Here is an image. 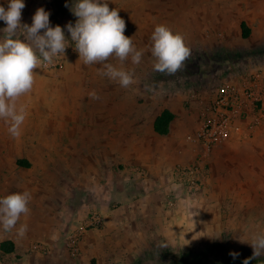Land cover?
I'll return each mask as SVG.
<instances>
[{
  "label": "rangeland",
  "instance_id": "374dc122",
  "mask_svg": "<svg viewBox=\"0 0 264 264\" xmlns=\"http://www.w3.org/2000/svg\"><path fill=\"white\" fill-rule=\"evenodd\" d=\"M212 1L107 0L109 8H116L126 22L124 34L132 38L138 50H143L140 64L144 66L145 75L141 77L142 72L138 70V65L132 64L131 57L123 63L118 58L111 57L107 63L124 70H128L127 66L130 65L129 70H134L136 82L139 81V85L143 84L145 87V89L141 87L147 92L144 97H148V94L151 97L155 93L161 98H168L171 95L184 110L191 113L197 110L200 113V103L208 102L212 98L225 77L224 72L238 73L240 79L250 74L253 68L264 66V12L234 13L232 5H228L234 0H223L226 5L224 13H201V9L207 10ZM242 1L250 5L256 0ZM75 3L76 0H48L47 8H44L49 13L50 26L60 25L69 43L73 42L70 40L67 25L76 23L77 17L71 10ZM219 16L220 21L225 24L224 33L228 45L212 44V40H218V35L212 36L209 28L204 27L209 22L216 23ZM242 20L253 26L255 35L252 38L241 36L238 39L237 35L235 37L234 30H238ZM159 24L167 25L174 32L181 33L191 50L185 68L174 76L153 70L155 58L151 55L150 37L155 26ZM212 32L217 31L212 30ZM203 33L206 39L201 43ZM69 46L65 50V61L69 58L67 66L65 67V63L60 69L39 68L35 73V83L31 92L17 101L18 107L22 106L26 111V120L22 125V134L15 137V150L23 148L30 140L34 155V150L40 143L47 144L49 153L46 157L49 161V169L45 175L41 174L43 172L40 169L45 157L32 156L30 157L33 162L31 177L33 183L39 181L38 177L41 180V183L39 182L41 209L47 218L45 230L59 232L53 239L56 247L53 243L51 246L43 244L40 237H32L27 241L28 243L23 246V256L31 264L55 262L68 264L78 257H72L66 247L67 231L77 221L73 219L74 212H70L76 206L73 205L71 177L66 176L67 172L70 174L72 170L70 162H65L63 166L64 184L57 173L62 164L58 163L59 158H57L59 156L57 153L60 152L55 150L57 145L62 144L59 140L61 136H123L125 130V124L119 122V118L125 113L123 105L117 106V115L111 117L112 123L101 122L93 125L91 121L94 113H97V116L103 113V102L107 95L112 96L113 105L123 103L121 87L101 75L103 65H85L79 59L78 52L72 54L67 51ZM110 85L112 93H104ZM93 90L98 93L100 99L93 101L89 98L88 93ZM125 92L126 103L131 101V97H136V94H131L128 89H125ZM192 92L198 94L197 101L190 98ZM143 100V97H139V101ZM95 103L96 109L93 108ZM148 107L145 110L151 111L153 115L152 104ZM146 117L148 118V115ZM8 126L4 121H0V144L5 145L0 147V157L5 159L9 153L6 145L12 142L9 141L11 135ZM197 128L186 132V141L187 136L195 133ZM256 131L250 136L239 139L234 145L227 144L223 158L216 160L214 166L208 159L207 178L213 168L215 171L212 173L217 175V178L210 190H202L203 192L196 195L206 196L208 200L203 207H200L199 212V217L205 225L204 229L206 231L207 227L209 229L201 240L184 246L181 241H175L164 234V222H161L162 231L159 234L156 232L153 234V228L147 230L137 227L135 222L130 229H125V253L119 254L123 261L120 264H245V261L248 264H264V253L254 257L253 248L248 243L254 236L264 234V127ZM65 143L69 142L65 141ZM23 159L24 157L19 160L26 161V158ZM10 160L13 161V157ZM36 207L33 205V208ZM64 211L70 216V220L61 229L56 225ZM158 223L151 222L156 225ZM140 234L142 235L138 236ZM34 243L44 245L46 251L30 250V246ZM164 243L168 247L161 248L160 245ZM17 257L20 255L3 260H16Z\"/></svg>",
  "mask_w": 264,
  "mask_h": 264
},
{
  "label": "crops",
  "instance_id": "0c3cea01",
  "mask_svg": "<svg viewBox=\"0 0 264 264\" xmlns=\"http://www.w3.org/2000/svg\"><path fill=\"white\" fill-rule=\"evenodd\" d=\"M24 3L25 8L22 9L21 22L31 25L36 10L41 7L47 8L48 0H24ZM0 5L7 8L8 0H0ZM228 5H232L234 13L264 12V0L253 1L250 5L243 3L242 0H234L232 4ZM225 9L226 5L223 0H213L207 10L201 9V13L220 14L224 13ZM244 22L250 30L248 37L252 38L255 35L254 28L249 22L245 20ZM224 25L219 16L216 23L209 22L204 26L206 29L209 28L212 36L217 37L218 35V40H212V44L228 45ZM5 27V22L0 20V29ZM212 30L217 32L213 33ZM234 31L235 37L237 35L240 39L242 36L241 22L238 30ZM204 35L203 33L201 43L205 42ZM0 39H3L2 32H0ZM68 59L65 61V67ZM138 67V70L142 72L141 77H143L145 75L143 64L139 63ZM127 69H130V65L127 66ZM229 72H224L223 80L238 79V73L231 74ZM138 75L140 80V74ZM136 83L127 88L131 94H136V97H131V101L126 103L125 88H121L123 103L113 105L112 96L107 95V106L106 98H104L103 113L98 116L97 113H94L91 121L93 125L101 122L103 124L112 123L111 117L117 115V106L123 105L125 115L122 113L123 117L119 118V122H123L122 125L125 124L123 136H61L62 138L59 140L62 144L56 146L55 152H60L57 153L59 154L57 156L58 163L62 164L57 173H59L63 184L64 163L70 162L72 165L71 173L67 172L66 176L71 177L73 205H76L74 210L70 211L74 212L73 219L78 222L93 210H99L104 218L100 227L91 228L83 234L77 259L68 262V264H120L123 261L119 254L125 253V229H130L135 222L137 227L142 229L153 228V234L161 233V222H164V234L175 241H181L184 246L201 240L204 233L209 231L208 227L207 231L204 229L205 225L199 217L200 207L206 204L207 197L179 193L173 182L175 166L178 163H190L196 157L197 151L195 150L197 148L195 144L185 140V134L190 129L197 128L200 115L197 110L196 113L184 110L176 98L171 95L168 98H161L155 93L151 97L149 94L148 97H144V94L147 93L144 90L145 87L141 82L139 85V81ZM108 88V90H104V93H112L111 85ZM139 97H143L144 100L139 101ZM150 104L154 109L152 110L153 115H151V111L145 110ZM93 108L96 109V103ZM165 108L169 109L174 117L170 122L169 132L159 134L155 131L153 123ZM256 132L234 137L228 142L213 147L209 156L212 165H215L216 160L223 158L227 144L234 145L239 139ZM11 140L12 142L6 145V149L9 151L8 157L6 159L0 157V198L13 192L28 191L32 194L29 204L31 211L27 217L22 216L16 228L11 231L5 232L0 226V244L4 240L13 242L12 251L3 252L0 247V264H31L23 256V246L28 243L27 241L32 237H40L43 244L51 246L53 243L55 246L53 239L59 234L57 231L45 230L47 218L41 209L42 201L39 191L41 180L38 177L39 181L33 183L31 177L33 162L30 157L37 155L45 157L44 164L40 169L43 172L41 174L45 175L49 169V161L46 157L49 152L47 144L40 143L33 155L30 140L25 143L23 148L15 150L16 138L11 136L9 141ZM65 141L69 143H65ZM0 147H5V145L0 144ZM10 154L12 155L10 156ZM12 157L13 161L10 160ZM22 157L26 158V161L24 159L22 161L24 163L17 161ZM214 171L215 168L212 169V172ZM212 172L205 180L203 191L205 189L208 191L214 186L217 175ZM169 195H172L175 201L171 207L167 204ZM33 205L37 207L33 208ZM67 208L69 212V207ZM160 212L163 214L161 215ZM69 220L70 216L64 211L58 218L59 222L56 227L62 229ZM151 222L159 223L156 225ZM24 223L27 224V232L20 236L17 234V229ZM17 255L20 257H17L16 260H3L8 257L16 258Z\"/></svg>",
  "mask_w": 264,
  "mask_h": 264
},
{
  "label": "clouds",
  "instance_id": "9594fccd",
  "mask_svg": "<svg viewBox=\"0 0 264 264\" xmlns=\"http://www.w3.org/2000/svg\"><path fill=\"white\" fill-rule=\"evenodd\" d=\"M24 8V0H8L7 8L0 5V20L6 24L0 29L3 33V39H0V121L9 125L8 132L13 138L22 134L26 120V111L22 106L18 107L17 101L31 92L36 71L45 63L50 65L55 58L64 57L71 44L60 25L50 26L49 13L42 7L36 10L31 25L22 23ZM71 10L77 20L75 25L69 23L67 30L79 59L85 65H103L101 75L121 88L135 84L134 70L107 63L111 57L118 58L121 63L131 57L132 64L138 65L143 57V50H138L132 38L124 34L126 22L118 10L110 9L107 0H76ZM150 39L155 72L174 76L185 68L191 50L181 33L159 24ZM88 95L90 99H100L95 90ZM31 199L32 194L28 191L13 192L0 198V226L5 232L16 228L22 216L30 215ZM26 232V223L17 229L20 236ZM248 243L254 257L264 253V234L254 236ZM160 247L168 245L164 243Z\"/></svg>",
  "mask_w": 264,
  "mask_h": 264
},
{
  "label": "built area",
  "instance_id": "2783aa9c",
  "mask_svg": "<svg viewBox=\"0 0 264 264\" xmlns=\"http://www.w3.org/2000/svg\"><path fill=\"white\" fill-rule=\"evenodd\" d=\"M72 44V45H71ZM69 51L75 54V44L71 43ZM65 64L64 57L54 59L52 64H44L45 70L60 69ZM190 98L198 100V94L192 92ZM200 125L195 133L187 139L196 146V157L190 163H178L173 170V182L178 192L188 195L198 194L209 174V156L216 145L230 141L234 137L250 134L264 127V66L237 80L224 79L218 85L208 102H201L199 107ZM167 204L175 203L169 195ZM103 215L93 210L67 231L66 247L72 257L80 252L83 234L103 224ZM32 251H46L39 243L30 246Z\"/></svg>",
  "mask_w": 264,
  "mask_h": 264
},
{
  "label": "trees",
  "instance_id": "16d2710c",
  "mask_svg": "<svg viewBox=\"0 0 264 264\" xmlns=\"http://www.w3.org/2000/svg\"><path fill=\"white\" fill-rule=\"evenodd\" d=\"M242 37L246 38L250 34V30L244 21L241 22ZM174 114L169 109H163L162 112L154 120V129L159 134H167L169 132L170 122L172 121ZM19 162H21L19 160ZM3 252H9L13 250V242L10 240H4L0 244Z\"/></svg>",
  "mask_w": 264,
  "mask_h": 264
}]
</instances>
